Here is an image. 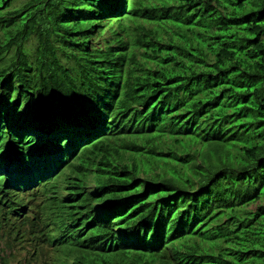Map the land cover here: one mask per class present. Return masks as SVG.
I'll list each match as a JSON object with an SVG mask.
<instances>
[{
  "label": "trees",
  "instance_id": "16d2710c",
  "mask_svg": "<svg viewBox=\"0 0 264 264\" xmlns=\"http://www.w3.org/2000/svg\"><path fill=\"white\" fill-rule=\"evenodd\" d=\"M18 1L0 0V170L22 122L54 124L84 170L64 264H264V0Z\"/></svg>",
  "mask_w": 264,
  "mask_h": 264
},
{
  "label": "clouds",
  "instance_id": "9594fccd",
  "mask_svg": "<svg viewBox=\"0 0 264 264\" xmlns=\"http://www.w3.org/2000/svg\"><path fill=\"white\" fill-rule=\"evenodd\" d=\"M32 117H36L34 111ZM24 122L32 132L24 140L25 154L15 155L16 170H12L14 160L12 148H9L8 161L0 170V179L3 178L9 188L3 195L20 200L14 205L10 217V223L16 225L20 238L12 248L5 242L0 243V264H64L63 243L67 236L60 228L64 215L58 212V207L73 193L72 187L79 183L72 181V175L76 177L84 170L75 173V159L70 150L58 139L60 136L53 128L46 129L53 123L34 128L31 127L33 121ZM36 141L39 145H35ZM17 175L20 178H16ZM52 199L55 202L51 204Z\"/></svg>",
  "mask_w": 264,
  "mask_h": 264
},
{
  "label": "rangeland",
  "instance_id": "374dc122",
  "mask_svg": "<svg viewBox=\"0 0 264 264\" xmlns=\"http://www.w3.org/2000/svg\"><path fill=\"white\" fill-rule=\"evenodd\" d=\"M23 1H25V0H19L16 5L21 4ZM29 44L31 45L32 42ZM21 129H22L21 133L24 135V138L27 140L29 135L32 134L31 130L29 129V127L27 126V124L25 122L21 123Z\"/></svg>",
  "mask_w": 264,
  "mask_h": 264
},
{
  "label": "bare ground",
  "instance_id": "6f19581e",
  "mask_svg": "<svg viewBox=\"0 0 264 264\" xmlns=\"http://www.w3.org/2000/svg\"><path fill=\"white\" fill-rule=\"evenodd\" d=\"M63 138H64V137H63ZM1 169H2V168H1ZM70 206H71V205H70ZM66 207H67V206H66ZM75 209H76V207H75ZM76 210H77V211H80V210H78V209H76ZM59 211H60V209H59ZM59 211H58V212H59ZM63 212H64V211H63ZM75 212H76V211H75ZM65 213H66V211H65ZM73 213H74V210H73ZM70 214H71V213H70ZM70 214H68V215H70ZM76 214H77V213H76ZM64 215H65V214H64ZM71 215H72V214H71ZM74 215H75V214H74ZM66 218H67V215H66ZM67 219H68V218H67ZM75 223H76V222H75ZM73 224H74V223H73ZM80 227H81V226H80ZM80 227H79V229H80ZM79 229H78V230H79ZM76 230H77V229H75V231H76ZM78 230H77V231H78ZM69 232H71V231H69ZM66 233H67V232H66ZM68 244H69V243H68ZM68 246H69V245H68ZM68 246H67V247H68ZM71 247H72V246H71ZM68 248H70V246H69ZM68 248H67V249H68ZM80 249H82V248H80ZM83 249H84V248H83ZM69 250H71V249H68V252H69ZM72 250H73V247H72ZM72 250H71V251H72ZM87 250H89V249H87ZM91 251H92V250H91ZM77 256H78V255H77ZM75 258H76V257H75ZM75 258H74V260H75ZM85 258H86V257H85ZM87 258H88V257H87ZM88 259H89V258H88ZM88 259H87V260H88ZM88 261H89V260H88ZM78 264H83V261H82V263H78Z\"/></svg>",
  "mask_w": 264,
  "mask_h": 264
}]
</instances>
